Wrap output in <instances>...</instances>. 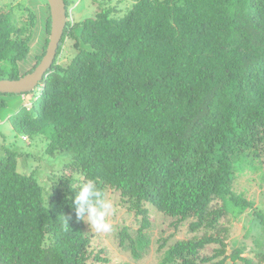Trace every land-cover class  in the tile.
I'll list each match as a JSON object with an SVG mask.
<instances>
[{
    "label": "trees",
    "instance_id": "1",
    "mask_svg": "<svg viewBox=\"0 0 264 264\" xmlns=\"http://www.w3.org/2000/svg\"><path fill=\"white\" fill-rule=\"evenodd\" d=\"M7 2L0 0V80H18L45 54L50 11L46 1L18 15ZM91 2L94 12L72 22L75 2L64 0L66 27L35 88L0 94V110L8 97L20 101L7 118L13 130L43 141L42 154L70 156L40 185L34 171L18 172V153L4 150L0 264H127L113 262L77 219L81 178L96 179L112 199L111 219H136L135 230L111 232L134 261L150 251L155 210L173 231L187 223L190 234L156 241L157 264H264V248L228 243L229 213L250 208L264 232V201L253 209L234 188L247 164L264 188V0Z\"/></svg>",
    "mask_w": 264,
    "mask_h": 264
},
{
    "label": "rangeland",
    "instance_id": "2",
    "mask_svg": "<svg viewBox=\"0 0 264 264\" xmlns=\"http://www.w3.org/2000/svg\"><path fill=\"white\" fill-rule=\"evenodd\" d=\"M72 1L70 9L69 19L72 22H78L87 16H90L95 9V5L91 0H69ZM10 2V3H8ZM7 4L14 6V12L18 15L24 14L26 9L31 7L34 10L40 11L44 10L46 7L45 0H8ZM116 0H112L111 5L115 6ZM129 2H123L116 6L119 9L128 6ZM20 4H25L23 6ZM25 8V10H24ZM70 8V7H69ZM37 40L34 41L31 54L37 50ZM70 47V42L66 43L64 46V51L61 53L60 63L66 64L69 61V55L72 53ZM23 97V96H22ZM26 97V96H25ZM27 99V97H26ZM30 97L28 96V100ZM20 101L14 100L8 97L7 107L0 110V157L4 155V150L12 151L18 153L17 158V170L22 174H29L33 171L36 173L35 177L40 185H46V178L50 174L51 169L54 170L62 167L64 164L69 162L70 156L68 154L62 153V155H55L53 158L42 154L44 147V142L40 139H27L15 130L12 129L7 118L8 115L13 112L15 106H19ZM25 104V99L22 105ZM21 105V106H22ZM254 167L253 164H247V171L244 174H239L235 179L234 188L235 192L242 193L248 200L253 202V209H257L258 206L264 201V188L260 187L259 184V170L250 171ZM264 176V172L261 173ZM230 211H233L232 203H228ZM251 209L247 208L245 212L239 214L238 216H233L230 214L229 225L230 234L228 238L229 246L232 244L244 245L252 247L264 248V232H261L259 225L253 223ZM151 214L155 216V222L152 225V229L149 233H152V243L150 246V251L144 255V257L139 261H134L129 252L120 251L117 249L115 244L111 241V232L96 233L92 231L94 236L101 239L99 244H106L109 247V254L113 262H124L127 264H157V252H156V241L161 239H167V244L173 243L175 240L185 239L190 234L187 231V223H184L179 229L173 231L172 228L168 226L167 223L162 222V217L155 210H152ZM110 219V223L114 225H125L130 229L135 230L137 228L136 219L133 215H127L125 212H121L114 220ZM165 245V246H166Z\"/></svg>",
    "mask_w": 264,
    "mask_h": 264
},
{
    "label": "clouds",
    "instance_id": "3",
    "mask_svg": "<svg viewBox=\"0 0 264 264\" xmlns=\"http://www.w3.org/2000/svg\"><path fill=\"white\" fill-rule=\"evenodd\" d=\"M74 206L78 220L86 223L96 233H110L113 225L110 217L115 214V205L105 190L94 178H81L76 182Z\"/></svg>",
    "mask_w": 264,
    "mask_h": 264
},
{
    "label": "water",
    "instance_id": "4",
    "mask_svg": "<svg viewBox=\"0 0 264 264\" xmlns=\"http://www.w3.org/2000/svg\"><path fill=\"white\" fill-rule=\"evenodd\" d=\"M50 11V34L44 56L36 68L18 80H0V94H22L32 91L51 68L57 48L66 27V9L64 0H46Z\"/></svg>",
    "mask_w": 264,
    "mask_h": 264
},
{
    "label": "flooded vegetation",
    "instance_id": "5",
    "mask_svg": "<svg viewBox=\"0 0 264 264\" xmlns=\"http://www.w3.org/2000/svg\"><path fill=\"white\" fill-rule=\"evenodd\" d=\"M65 8H66V6H65Z\"/></svg>",
    "mask_w": 264,
    "mask_h": 264
}]
</instances>
